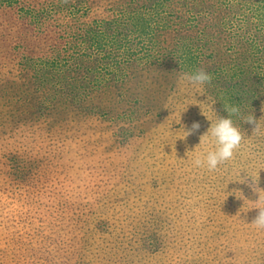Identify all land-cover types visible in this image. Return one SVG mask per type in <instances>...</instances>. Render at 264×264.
I'll use <instances>...</instances> for the list:
<instances>
[{
	"label": "rangeland",
	"instance_id": "rangeland-1",
	"mask_svg": "<svg viewBox=\"0 0 264 264\" xmlns=\"http://www.w3.org/2000/svg\"><path fill=\"white\" fill-rule=\"evenodd\" d=\"M87 1V13L78 22L85 26L97 16L90 12L100 13L110 0ZM90 1L97 3L95 9ZM220 1L245 6L244 0H195L191 9L186 0L174 4L170 15L162 14L180 21L205 56L218 48L212 44L211 21L229 17ZM257 14L264 15L263 9L236 20L250 40L264 38ZM48 30L51 34V25ZM29 39L40 42H32L28 51L51 55V37ZM3 53L0 49V66ZM145 61L142 75L127 84L163 85L167 96L147 92L145 104L119 93L115 102L102 104V111L90 109L100 105L97 101L84 100L66 116L51 111L45 120L21 96L40 78L27 73L29 66H19L5 81L9 66L0 68V264H264V231L250 224L258 196L238 182L242 169L264 163V135L251 138L253 127L237 119L251 139L214 172L194 167L195 153L186 154L210 127L198 103L212 97L214 110L210 102L201 107L215 119L216 105L232 99L225 83L231 72L225 74L223 62L207 65L213 79L201 95L178 86L177 79L144 75L153 68ZM256 106L260 115L252 106L243 109L244 115L250 111L259 120L264 98ZM193 122H199V131L180 139ZM260 177L264 188V170Z\"/></svg>",
	"mask_w": 264,
	"mask_h": 264
},
{
	"label": "trees",
	"instance_id": "trees-1",
	"mask_svg": "<svg viewBox=\"0 0 264 264\" xmlns=\"http://www.w3.org/2000/svg\"><path fill=\"white\" fill-rule=\"evenodd\" d=\"M42 1L0 0V39L3 38L0 49L4 50L2 58L5 59L0 68L9 66L3 75L5 81L10 79V73H18L15 68L29 66L27 73L37 75L44 82L36 81L34 87L21 95L25 97L24 104L38 113V119L45 120L46 113L51 111L58 118L66 116L84 100L97 101L100 105L90 109L102 111V104L115 102L119 93L123 96L129 93L130 99L145 104L147 92L167 96L163 85L145 86L140 80L136 87L127 84L130 77L142 75L144 59L153 67L146 69L149 72L144 75L157 72L166 81H175L181 69L192 71L204 67L208 70L207 65L223 62L225 74L231 72L225 83L228 97L232 99L221 100L216 106L217 114L225 118L228 113L224 103L239 105L244 114L243 109L257 107L258 101L264 98V38L248 39L247 32L241 33L236 21L249 10L264 11V0H244L242 9L220 1V10L229 17L211 21L212 44L218 48L205 56L200 53L199 41L182 31L180 21L165 19L162 14L170 15L174 4L186 0H110L106 6H100V13L90 12L97 16L88 19L86 26L78 22L87 13V0H63V4L53 0L49 7L42 5ZM192 1L195 0H189L188 8L195 7ZM90 3L93 8L97 4ZM257 17L259 24H264V15L257 14ZM50 25L51 34L48 33ZM14 32L19 38H15ZM171 36H175L174 42L170 41ZM30 37H51V55L46 51H28L32 42H40ZM42 48L45 49L43 44ZM206 56L211 60L208 64H205ZM252 98L256 100L250 101ZM156 102L162 104L160 100ZM259 109L257 115H260ZM237 119L240 118L233 117L235 123Z\"/></svg>",
	"mask_w": 264,
	"mask_h": 264
},
{
	"label": "clouds",
	"instance_id": "clouds-1",
	"mask_svg": "<svg viewBox=\"0 0 264 264\" xmlns=\"http://www.w3.org/2000/svg\"><path fill=\"white\" fill-rule=\"evenodd\" d=\"M212 79L211 73L207 72L204 67H199L192 71H183L181 69L177 76V84L181 87H190L203 95L205 86L210 85ZM209 102V106L213 109L212 105H214L216 101L212 97L207 96V101H200L198 104L203 115L210 121V127L200 136V143L195 147V150H188L186 154L191 155L195 153V157L191 161L194 167L206 168L208 171L214 172L219 170L221 166L234 160L247 140H250L256 135H264V116H261L260 119L257 120L252 112L247 115L242 114L239 105L224 103L223 106L228 113V117L225 118L218 115L213 119L201 107V104ZM164 108H168V106L165 105ZM261 111L264 112V108H262ZM234 116L239 117L243 123L253 127L251 138H249L234 122ZM200 127L201 125L199 122H193L189 130H184V136L180 139L186 140L188 136L199 131ZM209 145H211V147H209ZM201 148H203V151H201ZM261 170H264V163L242 169L241 172H246V175L242 177L240 172L239 175L241 178L238 181L241 184H246L252 190L253 195L258 196L256 201H252L254 203L252 209H258V213L250 223L251 226L258 231H264V188L260 187ZM243 197H245L244 193Z\"/></svg>",
	"mask_w": 264,
	"mask_h": 264
},
{
	"label": "bare ground",
	"instance_id": "bare-ground-1",
	"mask_svg": "<svg viewBox=\"0 0 264 264\" xmlns=\"http://www.w3.org/2000/svg\"><path fill=\"white\" fill-rule=\"evenodd\" d=\"M40 1V0H39ZM22 3V2H21ZM263 4V3H262ZM17 5V4H16ZM16 9V8H15ZM18 10V9H17ZM30 12V11H29ZM33 14V13H32ZM17 15V14H16ZM24 15V14H23ZM35 17V16H34ZM20 18V17H19ZM23 18V17H22ZM20 21V20H19ZM150 32V31H149Z\"/></svg>",
	"mask_w": 264,
	"mask_h": 264
}]
</instances>
